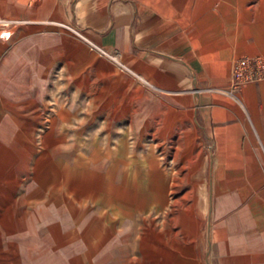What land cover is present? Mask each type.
I'll return each mask as SVG.
<instances>
[{"label":"crops","instance_id":"0c3cea01","mask_svg":"<svg viewBox=\"0 0 264 264\" xmlns=\"http://www.w3.org/2000/svg\"><path fill=\"white\" fill-rule=\"evenodd\" d=\"M253 54L264 0H0L17 262L264 264V77L218 89Z\"/></svg>","mask_w":264,"mask_h":264},{"label":"built area","instance_id":"2783aa9c","mask_svg":"<svg viewBox=\"0 0 264 264\" xmlns=\"http://www.w3.org/2000/svg\"><path fill=\"white\" fill-rule=\"evenodd\" d=\"M63 25L75 32L77 35L83 37V34L79 30L65 23H63ZM87 41L89 45L98 52L110 55L101 45L91 40ZM260 77H264V56L262 54L239 55L234 58L231 63L227 86L218 87V89L232 97H235L236 90L242 83L253 81Z\"/></svg>","mask_w":264,"mask_h":264},{"label":"rangeland","instance_id":"374dc122","mask_svg":"<svg viewBox=\"0 0 264 264\" xmlns=\"http://www.w3.org/2000/svg\"><path fill=\"white\" fill-rule=\"evenodd\" d=\"M255 186L256 185L251 186L252 188L250 191H252V193L257 192ZM212 202H213V197L211 196V203ZM251 205H252V201H251ZM10 218L12 217L0 216V224H1L0 225V264H19L17 261L19 259L18 255L20 254L16 255L15 253L12 252L11 249V244L12 245L16 244L17 233L15 231H12V229L13 230L15 229L16 225H14L13 222H11ZM183 249L181 250L184 252L185 248ZM19 250L20 249H17V251ZM178 264H206V263L204 262L201 254L197 256V258L192 260L190 257L185 256L183 253L178 255Z\"/></svg>","mask_w":264,"mask_h":264}]
</instances>
